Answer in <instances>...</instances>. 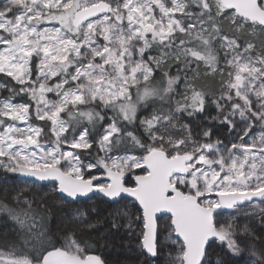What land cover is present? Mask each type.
<instances>
[{
  "label": "snow or ice",
  "instance_id": "obj_1",
  "mask_svg": "<svg viewBox=\"0 0 264 264\" xmlns=\"http://www.w3.org/2000/svg\"><path fill=\"white\" fill-rule=\"evenodd\" d=\"M0 170L123 202L107 222L142 264H209L216 242L217 264H264V235L220 220L264 223V0H0ZM46 212L0 199V264H107Z\"/></svg>",
  "mask_w": 264,
  "mask_h": 264
},
{
  "label": "rangeland",
  "instance_id": "obj_2",
  "mask_svg": "<svg viewBox=\"0 0 264 264\" xmlns=\"http://www.w3.org/2000/svg\"><path fill=\"white\" fill-rule=\"evenodd\" d=\"M216 123L219 122H213V125L215 126ZM213 130V140L219 138L227 143L231 138L228 128L222 135L220 134L222 131H218L216 128H213ZM17 192H22L27 199L34 198L43 202L50 213L52 227L57 234L62 235L66 227H71L77 231L81 240H83L82 232L96 238L105 249L101 256L107 261V264H128L130 261L142 264L144 257L140 256L134 248L128 246L129 241L126 233L123 230L120 232L111 231L107 222L111 218L110 214L117 207H123V202L121 205H114L100 197H93L91 200H81L75 204H67L61 201L56 192L52 190L51 184L33 183L31 180L24 179L19 175L0 170V199L9 193L14 197ZM77 211L88 213L86 223L73 222V217L76 216ZM248 211H251V207L246 205L238 211L224 212L220 220L223 223L235 217L237 226L249 225L254 236L264 235V223L261 222L258 216H246L245 212ZM222 258H224V249L219 246V242H216L208 249V262L209 264H217V261ZM156 264H162V260L157 261ZM231 264H243V261L232 260Z\"/></svg>",
  "mask_w": 264,
  "mask_h": 264
},
{
  "label": "trees",
  "instance_id": "obj_3",
  "mask_svg": "<svg viewBox=\"0 0 264 264\" xmlns=\"http://www.w3.org/2000/svg\"><path fill=\"white\" fill-rule=\"evenodd\" d=\"M205 83L211 87H218V85H216L211 79L205 81ZM209 114L215 115V111L210 109ZM198 119L203 121L202 127L212 128V129L216 128L218 131H222L220 133L221 135L227 129L226 127H224L220 123H216V125L214 126L213 122L209 123L208 121L204 120L203 117H200ZM213 134H214V130H213ZM212 139H214V138H212ZM44 215L46 216L45 226L50 228L53 232H55V230L52 227L50 213L47 211L46 213H44ZM81 234H82V238H83L84 242L88 246L89 251L93 252L94 254L101 255L103 250H105V249L99 243V241L96 238H94L92 235H90L86 232H82ZM16 236H17V226L12 221H10L5 215L0 214V240H4V239L15 240ZM258 246H260V245L258 244ZM128 264H137V263L134 261H130Z\"/></svg>",
  "mask_w": 264,
  "mask_h": 264
},
{
  "label": "water",
  "instance_id": "obj_4",
  "mask_svg": "<svg viewBox=\"0 0 264 264\" xmlns=\"http://www.w3.org/2000/svg\"><path fill=\"white\" fill-rule=\"evenodd\" d=\"M22 177V176H21ZM22 178H24V177H22ZM25 179V178H24ZM28 180H30V179H28ZM46 185H48V184H46ZM224 212H232V211H228V210H225Z\"/></svg>",
  "mask_w": 264,
  "mask_h": 264
}]
</instances>
